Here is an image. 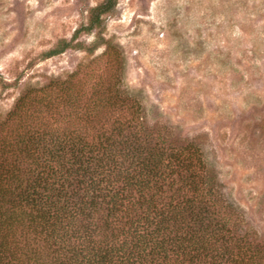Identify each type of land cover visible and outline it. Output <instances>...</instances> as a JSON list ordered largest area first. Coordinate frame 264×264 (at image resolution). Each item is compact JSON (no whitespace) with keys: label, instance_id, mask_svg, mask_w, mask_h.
Here are the masks:
<instances>
[{"label":"trees","instance_id":"obj_1","mask_svg":"<svg viewBox=\"0 0 264 264\" xmlns=\"http://www.w3.org/2000/svg\"><path fill=\"white\" fill-rule=\"evenodd\" d=\"M112 86L29 89L1 123L0 264H264L200 148L155 139L139 100Z\"/></svg>","mask_w":264,"mask_h":264},{"label":"rangeland","instance_id":"obj_2","mask_svg":"<svg viewBox=\"0 0 264 264\" xmlns=\"http://www.w3.org/2000/svg\"><path fill=\"white\" fill-rule=\"evenodd\" d=\"M103 2L0 0V125L29 89L113 85L155 139L200 148L264 246V0H116L101 29L75 36Z\"/></svg>","mask_w":264,"mask_h":264}]
</instances>
